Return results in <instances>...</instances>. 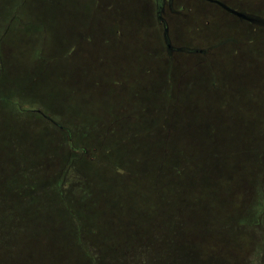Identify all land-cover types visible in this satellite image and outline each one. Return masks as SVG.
<instances>
[{
    "label": "rangeland",
    "instance_id": "obj_1",
    "mask_svg": "<svg viewBox=\"0 0 264 264\" xmlns=\"http://www.w3.org/2000/svg\"><path fill=\"white\" fill-rule=\"evenodd\" d=\"M216 1L264 18V0ZM174 4L173 8L185 7V20L181 23L165 10L171 43L191 48L222 45L208 56L199 52H176L167 70L154 41L160 32L159 24L155 23L154 0H0V158L6 160L23 151L39 162L49 148L51 138L41 128L40 117L14 112V99L23 107L46 106L54 115L72 119L76 124L80 122L81 129L87 123L102 121L105 127L94 126L93 137L97 130L107 132L116 127L114 123L118 120L122 121L121 126L125 125L124 130L136 123L141 130L148 128L147 121L158 117V106L165 104L170 114L172 106L168 103L176 98L177 109L187 116L179 120L185 133L188 131V137L184 133L181 138L196 139L197 145L214 138L219 144L217 155L222 163L219 180L230 179L235 172L237 180H248L256 172L250 158H264V142L260 148L258 142L256 145L248 141L253 135L264 140V27L241 20L208 0H175ZM124 9H135L140 18L136 24H142L129 31L134 39L132 45L112 31L126 23ZM55 29L71 30L70 39L76 50L67 52V58L71 55L78 60L85 58L80 53L87 54L90 50L87 45L100 46L99 50L95 49L103 58L92 64L91 71L98 68L92 76L81 73L77 63L74 66L77 72L70 74V82L67 77L62 79L64 72L60 71L59 64L53 68L54 73L40 65L39 43L45 40L44 35L54 41L59 35ZM103 30L106 34H100ZM150 31L155 38H151ZM160 38L163 46V29ZM79 39L83 45H77ZM236 39L243 40L244 44H236ZM63 50L64 46L61 54ZM128 57L142 65V71L136 65L126 73L133 66L128 64ZM188 64L193 65V70L186 74L190 76L184 87L186 79L181 74ZM195 73L203 76L198 82L190 81ZM129 75L135 79H123ZM212 84L220 91L216 92ZM208 118L215 124L207 121ZM142 136H138L140 140L144 139ZM205 169L209 174L210 170ZM111 188L113 195L107 200L114 196L115 204L96 206L103 209L105 218L120 223V229L138 226L137 221L156 203V192L146 190V185L126 196L117 186ZM100 192L94 194L100 196ZM121 193L123 196H119ZM234 193L239 198L242 190ZM128 207L134 209L135 220L131 219ZM190 212L203 213L198 209ZM261 219L260 227L264 231V213ZM257 231L232 238L201 232V237H191L188 241L194 258L183 264H264V232ZM63 259L56 245L41 235L32 239L20 236L0 247V264H62Z\"/></svg>",
    "mask_w": 264,
    "mask_h": 264
},
{
    "label": "trees",
    "instance_id": "obj_2",
    "mask_svg": "<svg viewBox=\"0 0 264 264\" xmlns=\"http://www.w3.org/2000/svg\"><path fill=\"white\" fill-rule=\"evenodd\" d=\"M124 10L128 18L136 13L135 9ZM162 29L164 36L165 28L159 25L158 39L150 33L167 70L176 52H199L208 56L222 45L177 47L168 35L172 48L168 50L165 39L161 45ZM235 42L244 44L241 39ZM96 48L99 50L100 46ZM37 53L41 66L54 73L53 68L59 64L60 71L64 72L62 79L69 78L72 82L69 76L76 73L77 62L67 58L66 53L61 58L52 57L47 47L45 53L41 47ZM101 56L95 63L101 61ZM128 58V64L133 66L126 73L136 65L142 71V65L136 64L132 57ZM191 70L193 65L188 64L181 74L186 79L184 87L190 76L186 77V74ZM182 77L178 78L183 80ZM201 77L195 73L190 81L198 82ZM123 79L135 78L129 75ZM212 87L216 92L220 91L214 84ZM12 104L14 112L40 117L39 124L51 139L39 162L23 151L6 160L0 158V247L20 236L32 239L41 235L49 238L64 255L62 264H183L194 258L188 241L191 237H201V232L227 238L250 231L264 232L260 227L264 213L263 156H249L256 172L248 180H237L236 172L230 179L219 180L222 163L217 155L220 152L217 140H206L198 146L196 139H186L188 131L185 133L179 120L183 121L187 116L177 109L176 98L168 103L172 106L170 114L165 104L158 106V117L147 121L148 128L141 130L136 123L124 130L125 125L121 126L122 121L118 120L114 123L116 127L107 132L97 130L93 137L94 126L103 128L102 121L87 123L81 129L80 122L76 124L72 119L54 115L46 106L23 107L16 99ZM207 121L215 124L213 119ZM254 127H257L255 122ZM184 133L186 138H181ZM141 135L143 140L138 137ZM248 141L256 145L258 142L260 148L264 142L254 135ZM205 167L210 170L209 174ZM258 170L263 172L258 173ZM145 185L146 190L156 192V203L137 221L138 226L120 229V223L105 218L103 209L96 206L104 208L106 203L111 207L115 204L114 196L107 200L113 195L111 186L125 191L126 196ZM98 190L100 196L94 194ZM234 190H242L238 193L240 199ZM114 195L119 197L123 193ZM233 202L235 207L231 205ZM128 209L132 213L131 219L135 220L134 209ZM195 209L203 213L192 214L190 210Z\"/></svg>",
    "mask_w": 264,
    "mask_h": 264
},
{
    "label": "crops",
    "instance_id": "obj_3",
    "mask_svg": "<svg viewBox=\"0 0 264 264\" xmlns=\"http://www.w3.org/2000/svg\"><path fill=\"white\" fill-rule=\"evenodd\" d=\"M122 14L125 15L126 21L128 20L129 23H121L117 28L112 29V31L117 35V37L118 36L123 37V40H125V41L128 40V42L132 45L134 39L131 36H129V31L135 27H142V24H136L137 22H140V18L137 16V12L134 13L132 15V17H130V18H128V16H127L128 14L126 13L125 10H123ZM129 16H131V15H129ZM175 19H177L179 22L183 23L185 20V17L184 16H182L180 18L175 17ZM55 30L57 31V33L59 32V35L57 36V38H55L54 41L52 39L48 38L47 35H44L45 40L42 43H39L40 45L38 47H42V53H45L46 47H47V50H48V48L50 49L51 55H53V57H55V58L56 57L61 58V57H63V55L65 53L67 54V52H69V51L74 53V50H76V46L73 45V42L70 39L71 35L69 33L71 32V30H67V29L66 30L55 29ZM48 33L49 34L51 33L50 30L48 31ZM102 33L106 34V31L103 30L100 34H102ZM130 35H132V34H130ZM125 37H126V39H125ZM119 40H122V39H119ZM139 40L141 41V38H139ZM70 41L72 42L71 44L68 43ZM51 45L55 46V49ZM77 45H83L80 39L78 40ZM62 46H64L63 54H61ZM96 46H97L96 43H94V45L92 47L87 45V49L89 48L93 53L90 50L87 51V54L81 52L80 55H82L85 58L79 57V60H78V57H76V56L72 55L70 57V59H73V61L75 63L76 62L80 63L81 69L79 71L81 73H84V74L86 73V75L88 74L90 76L93 74V72L90 69V65H92L93 63L96 62V60L93 58V56H95V58L97 60H99V56H100V55H98V51L95 49ZM94 51L96 52V55H95ZM101 58H103V57L101 56ZM109 58H111V57H109ZM92 61H93V63H92ZM76 70H77V68H75V71Z\"/></svg>",
    "mask_w": 264,
    "mask_h": 264
},
{
    "label": "flooded vegetation",
    "instance_id": "obj_4",
    "mask_svg": "<svg viewBox=\"0 0 264 264\" xmlns=\"http://www.w3.org/2000/svg\"><path fill=\"white\" fill-rule=\"evenodd\" d=\"M175 0H154L155 4V20H157L159 25H162L164 28H168V20L166 18L165 10L167 9L172 15L175 17H182L184 16V8L183 6L180 7H174ZM102 8V7H101ZM100 9V8H99ZM165 14V15H164ZM71 44L72 42H68Z\"/></svg>",
    "mask_w": 264,
    "mask_h": 264
},
{
    "label": "water",
    "instance_id": "obj_5",
    "mask_svg": "<svg viewBox=\"0 0 264 264\" xmlns=\"http://www.w3.org/2000/svg\"><path fill=\"white\" fill-rule=\"evenodd\" d=\"M208 1L213 2V4H217L219 7L224 9L226 12H228V13H230L232 15L233 14L236 15L241 20H247V21H249L252 24L264 26V20L261 17L255 16V15H252V14H248V13H244L242 11H237L235 9H231L228 6H226L223 3L219 2V1H216V0H208ZM167 32H168V30H167V28H165V30H164L165 43H166L167 49L171 50L172 48H171V45L169 43Z\"/></svg>",
    "mask_w": 264,
    "mask_h": 264
}]
</instances>
